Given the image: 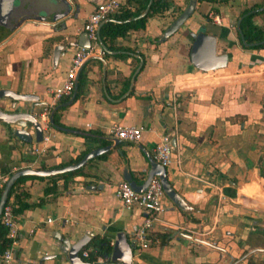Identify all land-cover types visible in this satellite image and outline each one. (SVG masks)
<instances>
[{
    "label": "crops",
    "instance_id": "crops-1",
    "mask_svg": "<svg viewBox=\"0 0 264 264\" xmlns=\"http://www.w3.org/2000/svg\"><path fill=\"white\" fill-rule=\"evenodd\" d=\"M167 1L174 5V12L166 13L165 9L155 13L143 28L115 37V48L109 49L112 52L88 55L83 61L94 59L85 64L79 94L60 105L71 92L63 95L51 107L62 106L58 110L60 125L80 133L47 124L49 139L43 150L35 152L31 147L41 146L39 142L32 138L31 147L21 144L10 133V123L0 120V169L41 164L54 167L59 162L71 163L82 151L108 145L101 155L87 161L79 179L67 181L66 189L62 179H57L55 194L43 192L45 177H27L21 182L29 194L27 201L33 205L17 212L16 263L34 262L53 253L41 264H70L54 246V233L58 232L76 238L87 231L90 237L104 235L111 242L116 231L123 230L131 242L143 212L122 207L114 193L115 182L126 168L141 183L149 164L140 146L151 155L153 144L165 131H173L176 140L171 161L165 166L167 179L191 209L182 211L164 196L166 207L152 231H170L171 237L163 244L134 251L130 264H226L228 257L211 243L238 254L247 246L243 243L246 229L254 223L264 228V214L253 215V210L230 204L236 203L240 195L249 199L248 195H257L264 188V46L244 47L235 27L242 9L252 4L262 6L264 0H196L195 10L183 24L156 42L162 28L186 3ZM45 3L21 0L25 12L34 16L46 13ZM93 5L92 1L82 0L77 16H70L57 30L54 28L61 26L60 19L26 17L15 30L0 32V88L37 94L44 101L41 111L49 100V88L63 78L73 52L72 47L62 49L53 65L52 46L56 42L66 44V38L77 39ZM51 8L48 14L57 7ZM209 11L218 14L220 22L213 21ZM251 20L264 25V11L255 13ZM201 24L215 35L216 50L231 54L230 63L205 71L190 63L188 49ZM46 38L51 40L47 42ZM135 54L142 58V65L127 90L129 82L125 89L123 83L130 80L138 64ZM167 102H173V106ZM114 124L142 126L140 138H117L109 132ZM30 133L33 137L32 129ZM87 182L102 186L84 192L68 191ZM232 210L243 214L232 216ZM47 217L51 220L46 221ZM30 227L32 232L28 231Z\"/></svg>",
    "mask_w": 264,
    "mask_h": 264
},
{
    "label": "water",
    "instance_id": "water-1",
    "mask_svg": "<svg viewBox=\"0 0 264 264\" xmlns=\"http://www.w3.org/2000/svg\"><path fill=\"white\" fill-rule=\"evenodd\" d=\"M88 2L92 1L94 4L98 3L100 0H86ZM217 1H226V0H217ZM151 0H147L144 8L142 11H140L137 15H135L132 18L128 19H134L137 17H140L144 15L150 5ZM195 2L196 0H186L185 5L174 15L172 16V19L168 22L166 26H164L160 32V34L156 37L155 41L160 42L164 39H166L169 35L174 33L185 21L186 18H188L191 13L195 10ZM82 3V0H46L45 3V11L46 13L43 14H27L25 12L24 7L21 5V0H0V26H3L5 30L11 32L15 30L20 23L26 18V17H34L40 21H45L47 17H51L53 21L60 19L59 25L60 27H56L54 29L63 28L65 26L66 20L72 16L76 17V12L79 9V5ZM51 5H54V8L57 7L55 10L53 9L52 13H49V9L52 10ZM168 9V10H167ZM174 5L168 3V7L166 8V13L168 12H174ZM264 11V5L257 6L250 8L243 12L236 20L235 27L237 29V32L239 33V37L241 40V43L243 46L247 47L249 45H254L257 43H264V36L262 39L256 42H246L243 39V35L241 33V30L239 28V21L240 18L249 13H255ZM33 15V16H32ZM14 17L15 21L11 23V17ZM126 19V20H128ZM106 21H123L121 19H114L113 17H107L106 19L102 20L96 30V38L101 46V49L103 52H112V50H109L106 45L103 43V41L100 38L99 35V27L103 22ZM57 24V25H58ZM77 41L80 45L88 46L89 40L86 36L85 31H81L77 36ZM216 40L215 35L213 33H208L205 31V26L201 24L198 26L197 31L193 34L192 40L190 42V46L188 49V56L190 63L197 68L198 70L205 71L209 69H215L218 67L225 66L226 64L230 63L231 61V54H229L226 50L217 51L216 50ZM67 44H63L61 42H56L52 46L51 51V62L54 65L57 61V58L59 54H62V49L69 48ZM138 57V64L135 66L133 72L131 73L128 89L129 90L133 83V77L135 73L138 71L142 64V58L139 54H135ZM99 59L102 60L100 56H96ZM82 63L79 65V67L76 70V77H75V83L73 86V89L71 91V96L68 98L67 101L62 102L60 105H65L69 103L72 98L74 97L76 93V87H77V77L78 73L81 69ZM105 71V64L102 65V80L103 75ZM44 104V101L39 99V96L37 94H34L32 92H18L15 90H12L10 88H0V120L4 121L6 123H10L9 130L10 133L16 136L18 139H20V143H27L31 147L32 138L35 142H40L43 130L41 128V124L39 121L38 113L40 112V106ZM59 104L55 105L48 114V124L54 126L55 128L66 130V131H73L80 133L79 130H75L72 128H67L61 125H55L52 119V115L55 109H57ZM30 129L33 130V137L31 136ZM166 134L169 137V142L172 146V149L174 148L176 144L175 137L173 135V131H165ZM84 133V132H81ZM108 148V145H102V146H96L93 147L86 152H84L81 157L71 163H67L64 165H61L59 167H30V166H23L14 169L10 174L7 175L5 178L1 188H0V211L2 208V205L4 204L8 192L10 190V187L12 186L15 179L20 175H34V176H49L54 175L57 173H62L66 171H71L76 168L83 167L87 161L94 157L101 155L102 152H104ZM141 150L144 152L145 156L148 159L149 167L144 175L143 180L141 183H137L130 175L128 170L126 168H123L122 170V178L126 180L129 185L135 189V190H142L147 185L150 178L153 176H156L162 186L164 196L167 197L177 208H179L182 211H189L191 206L188 204V202L183 198V196L172 186L171 182L167 179L166 174V167L164 165H161L157 161H155L150 153L145 150L142 146H140ZM32 149V147H31ZM80 174H74L72 175L68 180H76L79 179ZM77 177V178H76ZM102 184L100 183H84L82 185L78 186H72L69 188V192L77 193V192H84L87 190H93L95 188L101 187ZM235 194H231L230 196H234ZM242 197L247 198L246 196L240 195L237 198L236 203H230L232 206H240L242 208L248 207L252 208L256 211H263L264 207L259 206L261 201L257 199H251L249 198L247 202H244L242 200ZM255 201V202H254ZM166 207V206H165ZM213 208V206H211ZM263 209V210H262ZM232 210L230 211V215L235 216H241L243 213H238ZM242 221V220H241ZM248 223V222H247ZM255 224V223H254ZM252 224V227L249 229H246L247 234L246 238L249 239H255V238H264V228H262L260 224L254 225ZM255 227H254V226ZM54 237L56 241L54 242V245L56 247L57 253L60 255L63 254L64 257L68 260L70 264H130L131 256L133 253L132 250V243L128 241L127 236L123 230H118L115 233V237L111 244V251L109 255L105 258H102V260H95L93 262H90L88 260H84L80 257L78 254V251L87 243V241L90 239V234L87 231H84L82 234L77 236L76 238H71L69 235H64L62 233H54ZM204 242H207L204 240ZM251 240L248 242L250 244ZM252 243V242H251ZM211 245L216 248L219 252L226 255L229 259V261L226 264H233L238 261L236 258L234 260V256L231 252L228 251L227 248L218 246L214 243H211ZM247 247V246H246ZM260 248V247H256ZM254 248V249H256ZM253 251L252 248L247 249L244 255H249ZM54 254H44L43 256L39 257L34 262H27V264H41L43 258H50ZM246 259H244L239 264H245ZM247 264V263H246Z\"/></svg>",
    "mask_w": 264,
    "mask_h": 264
},
{
    "label": "built area",
    "instance_id": "built-area-1",
    "mask_svg": "<svg viewBox=\"0 0 264 264\" xmlns=\"http://www.w3.org/2000/svg\"><path fill=\"white\" fill-rule=\"evenodd\" d=\"M125 5V0H100L86 13L83 22L82 30L85 31L89 40L88 46L80 45L76 38H66V44L73 48L70 57L68 69L59 83L49 88V100L46 106L38 113L41 128L43 130L40 140L41 146L33 145V151L43 150L49 139V134L46 132L48 124V114L51 107L63 96L69 94L74 86L76 70L83 60L90 54L103 53L101 46L96 38V30L99 23L107 17L120 10ZM208 16L215 22H220L218 14L213 11L208 12ZM167 105L173 106V102H167ZM142 126L140 125H121L114 124L109 129L117 138L136 141L140 138ZM172 146L169 142V137L165 133H160L157 141L151 148L152 158L161 165L167 166L171 161ZM15 169L12 167V170ZM6 174L0 173V186H2ZM114 193L125 209L138 208L143 212L141 221L133 230L131 236L132 250L137 251L143 249L155 242L156 238L151 239L150 232L152 231L153 223L158 220L159 214L164 210L165 203L163 201L164 193L159 179L153 176L148 181L144 189L138 191L133 189L129 183L123 178L117 180L114 186ZM15 206L12 194L6 198L0 211V222L6 228L5 236L8 238V243L0 252V264H27L24 262H15L14 253L17 245L18 222L17 214L13 212ZM51 218L47 217L46 221ZM32 232V228L28 229ZM112 244V241L110 242ZM90 248H81L80 255L86 257ZM102 260V257L97 256L95 259Z\"/></svg>",
    "mask_w": 264,
    "mask_h": 264
},
{
    "label": "trees",
    "instance_id": "trees-1",
    "mask_svg": "<svg viewBox=\"0 0 264 264\" xmlns=\"http://www.w3.org/2000/svg\"><path fill=\"white\" fill-rule=\"evenodd\" d=\"M146 2L147 0H125V5H123L118 12L112 15L114 19H121L123 21H120V22L106 21L100 25L99 35H100L101 40L103 41V43L106 45L108 49L115 48V46L112 45V40L115 37L124 36L128 30L143 28L145 26V23L148 17H150L151 15L155 13H161L168 7L167 0H151L149 9L144 15L134 18V19H128V18L134 17L140 11H142ZM255 5L256 4H252L250 7L253 8ZM248 9L250 8L242 9L239 16ZM260 12H263V11H260ZM255 13H258V12H255ZM255 13L245 14L240 18V21H239V28L243 35V39L246 42H256L262 39L264 36V25L258 26L254 24L251 20L252 16ZM237 37L240 40L238 32H237ZM45 40L48 42L49 40H51V38H46ZM240 43H241V40H240ZM262 46H264V43H257L254 45H249L247 47L258 49ZM117 55L123 56L124 54L117 53ZM93 59L94 58H90V59L83 61L81 65V69L77 77V87H76L75 95L79 94V92L81 91V86L83 85V82L85 80V75H86L85 64L89 60H93ZM97 62L99 63V60H97ZM128 82H129V78H127L125 82L123 83L124 89L127 87ZM61 107L55 109L53 112L52 119L55 125L61 124V122L59 121V112H58V110ZM83 153L84 151H82L71 162L78 160ZM260 160H262V157H260ZM261 163L262 162H260V164ZM61 165H64V163L63 162L56 163L54 167H59ZM11 167L12 166L10 167L4 166L0 169V171L2 174L8 175L14 170V169L12 170ZM39 167L44 168V165L41 164ZM81 173H83L82 167L73 169L71 171H66V172L57 173L54 175L45 176L47 184L43 187V192L55 194L57 192L55 181L59 178L62 179L63 188L66 189V184H67L68 179L74 174H81ZM261 174L262 175L264 174L262 172V168H261ZM27 177L43 178L42 176L20 175L15 179L12 186L10 187L8 195L10 196L12 194V199L15 204V206H13V212L16 214L22 209L33 205L32 203L27 201V197L29 194L26 191V189L23 188L22 183H21ZM5 231H6V228L0 222V252L3 250V248L8 243V238L5 236ZM150 237L151 239L156 238V241L151 242V244H154V243L163 244L171 237V232L170 231H151ZM88 246H90L91 249L88 250V255L86 257L81 256L80 250L78 251V254L80 255V257L88 261L95 259L97 256H100L102 258L107 257L112 247L110 244L109 238L105 237L104 235H98V234H93L82 248L88 247Z\"/></svg>",
    "mask_w": 264,
    "mask_h": 264
},
{
    "label": "rangeland",
    "instance_id": "rangeland-1",
    "mask_svg": "<svg viewBox=\"0 0 264 264\" xmlns=\"http://www.w3.org/2000/svg\"><path fill=\"white\" fill-rule=\"evenodd\" d=\"M245 196L247 197V195H245ZM248 196L251 199L260 200L261 198L262 199L264 198V192H262V194L261 193H258L257 195H253V196L248 195ZM244 208H245V210H253L252 208H248L247 206L244 207ZM258 213L260 214L261 217L264 214L263 211L260 212V211L253 210V215H257ZM246 217H248V216H246ZM250 217L252 218L253 216L251 215ZM262 236H264V235H262ZM211 239H213V238L211 237ZM250 240H251L252 244H255L256 242L257 243H263L264 244V238L263 237L262 238H257V239L256 238L255 239H250ZM251 242H250V244H251ZM220 254H222V253L220 252ZM222 255H224V254H222ZM245 258H247L246 261H245V264L246 263L247 264H264V253H262V252H256L255 254H253V253L252 254H249Z\"/></svg>",
    "mask_w": 264,
    "mask_h": 264
},
{
    "label": "flooded vegetation",
    "instance_id": "flooded-vegetation-1",
    "mask_svg": "<svg viewBox=\"0 0 264 264\" xmlns=\"http://www.w3.org/2000/svg\"><path fill=\"white\" fill-rule=\"evenodd\" d=\"M15 21V19H14V17L12 16L11 17V23H13ZM5 30V28L3 27V26H0V32H3ZM262 192H264V188L262 189V190H260L259 191V193H261L262 194ZM262 200V201H261ZM259 201H261V203L259 204V206H261V207H263L264 206V204H263V202H264V198L262 199H260ZM258 225V224H257ZM244 239V242L243 243H247V247H244L243 249H242V251H240L238 254H235V256H234V260L237 258L238 259V261L237 262H235V263H233V264H238V263H240L241 261H243L244 259H247V258H245L246 257V255H244V256H242L243 254H244V252L247 250V249H249V248H252L253 249V251L251 252V254L253 253V254H255L256 252H262V253H264V244L263 243H255V244H248V242L250 241V239L249 238H246V236L243 238ZM257 239V238H256ZM214 244H216V242H214ZM256 247H260L259 249L258 248H256ZM254 248H256V249H254ZM229 261V259L227 258L226 259V261L225 262H228Z\"/></svg>",
    "mask_w": 264,
    "mask_h": 264
},
{
    "label": "bare ground",
    "instance_id": "bare-ground-1",
    "mask_svg": "<svg viewBox=\"0 0 264 264\" xmlns=\"http://www.w3.org/2000/svg\"><path fill=\"white\" fill-rule=\"evenodd\" d=\"M209 70H211V69H209ZM242 200L244 201V202H247V198H245V197H242ZM255 202V201H254ZM263 204H264V202H263ZM264 207V206H263Z\"/></svg>",
    "mask_w": 264,
    "mask_h": 264
}]
</instances>
